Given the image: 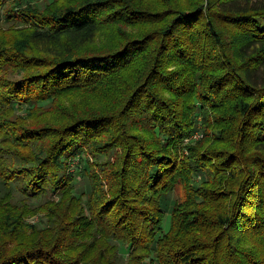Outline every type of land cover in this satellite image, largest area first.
<instances>
[{
    "label": "trees",
    "instance_id": "obj_1",
    "mask_svg": "<svg viewBox=\"0 0 264 264\" xmlns=\"http://www.w3.org/2000/svg\"><path fill=\"white\" fill-rule=\"evenodd\" d=\"M16 6L0 0V264H264V0Z\"/></svg>",
    "mask_w": 264,
    "mask_h": 264
},
{
    "label": "rangeland",
    "instance_id": "obj_2",
    "mask_svg": "<svg viewBox=\"0 0 264 264\" xmlns=\"http://www.w3.org/2000/svg\"><path fill=\"white\" fill-rule=\"evenodd\" d=\"M14 1L17 6L16 8H22L28 5H35V4H39L40 6H43L47 1H52V0H12ZM2 23H4L5 27H8V22L5 21V19H2ZM7 23V25H6ZM200 124H198L197 126H199ZM198 129V127L196 128ZM200 130V129H199ZM200 139V138H199ZM198 140V139H195ZM193 140V141H195ZM185 143L186 142L185 140ZM84 158L83 157H76L73 161H71V171H74L76 173V177L73 181L74 186H75V190L78 194H82L83 192L87 191L89 188L88 182V176L86 175V173L84 172V168L83 166H86V163L84 162ZM198 180L201 178L200 176L196 177ZM5 191V187L3 186V184L0 182V193L2 194ZM15 194L19 195L21 194L20 192H18L17 190H15ZM183 197V189L181 185H178L174 192L169 195L166 196V198L163 201V207L164 209L168 212L166 214V217L164 218V225L166 227V229L169 227V222H170V212L175 204V202L179 199H181ZM45 198L42 197L41 199H35L32 198L31 199V204H38L40 202H44ZM48 215L45 211H38L36 213H34L33 215H30L29 217H27V222L30 224H36L37 228H42L45 227L47 225V220H48ZM35 230V228H34ZM34 230H28V234L29 235H33L34 234ZM38 230V229H36ZM112 242L116 243L119 249V262H124L126 260V258L128 257V253L129 250L126 246L125 243L118 241V240H111Z\"/></svg>",
    "mask_w": 264,
    "mask_h": 264
},
{
    "label": "built area",
    "instance_id": "obj_3",
    "mask_svg": "<svg viewBox=\"0 0 264 264\" xmlns=\"http://www.w3.org/2000/svg\"><path fill=\"white\" fill-rule=\"evenodd\" d=\"M201 136L202 133L199 131V129H197L189 138L186 139V142H188L189 140L199 139Z\"/></svg>",
    "mask_w": 264,
    "mask_h": 264
}]
</instances>
